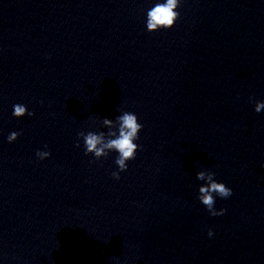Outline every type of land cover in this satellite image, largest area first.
Instances as JSON below:
<instances>
[{
	"label": "clouds",
	"instance_id": "clouds-1",
	"mask_svg": "<svg viewBox=\"0 0 264 264\" xmlns=\"http://www.w3.org/2000/svg\"><path fill=\"white\" fill-rule=\"evenodd\" d=\"M180 6L181 0H156L155 4L147 10L146 29L149 32H155L160 29L172 28L180 17V13L177 11ZM262 109H264V101H254L255 112L260 113ZM12 114L16 118L35 115L23 104L13 105ZM103 125L108 129L107 132L81 131L78 136L83 140L85 155L91 154L96 160L107 157L110 152L118 154L115 164L119 171H114L112 176L119 180L120 172L127 171L128 161L136 158V153L141 147L135 141L139 139L143 125L139 123L135 113L128 111H123L122 114L115 117V120L104 118ZM19 135L18 132L10 133L7 137L8 142L16 141ZM79 146L78 142L77 147ZM50 155V151L46 150H37L36 152V156L40 160L46 159ZM214 176L215 173L211 171L202 170L196 173V179L204 181L198 189L199 201L208 209L210 215L218 216L223 215L226 210L221 208L217 211L214 208L215 197L228 198L232 195V189L222 182H217ZM208 235L211 237L213 232L209 230Z\"/></svg>",
	"mask_w": 264,
	"mask_h": 264
}]
</instances>
